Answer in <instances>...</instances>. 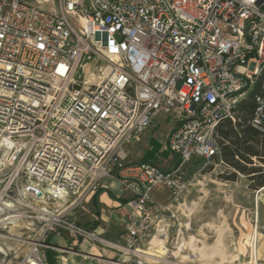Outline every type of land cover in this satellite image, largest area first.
I'll return each instance as SVG.
<instances>
[{
    "label": "built area",
    "instance_id": "1",
    "mask_svg": "<svg viewBox=\"0 0 264 264\" xmlns=\"http://www.w3.org/2000/svg\"><path fill=\"white\" fill-rule=\"evenodd\" d=\"M263 70L264 0H0L1 165L29 199L65 204L49 215L74 239L98 240L63 216L118 180L133 194L123 244L98 241L137 255L171 212L154 198L178 203L187 166L218 159V127ZM157 115L174 124L168 170L130 160ZM44 248L41 236L19 264H47Z\"/></svg>",
    "mask_w": 264,
    "mask_h": 264
},
{
    "label": "rangeland",
    "instance_id": "2",
    "mask_svg": "<svg viewBox=\"0 0 264 264\" xmlns=\"http://www.w3.org/2000/svg\"><path fill=\"white\" fill-rule=\"evenodd\" d=\"M154 148L150 155L160 156V147ZM161 158L172 167L176 165V159L167 160V156ZM0 159V205H12L9 209L3 207L2 213L0 212V264H19L30 245L41 236L46 237L49 243L53 237H64L66 234L70 237L71 233L60 231L55 219L49 215L57 210L61 211L65 204L29 199L24 193L28 179L16 178L13 169L2 167L3 157ZM185 173L192 186L183 199L175 203L169 196L161 194L154 198L158 208L168 207L171 210L161 217V228L166 230L165 247L168 250L162 255V259H142L138 255L120 258L117 252L101 244L98 241L100 239L114 246L122 244L125 224L113 216V210L99 212V204H93L94 196L87 195L63 216L64 220L80 228L91 233L97 232L98 240L76 238L77 249L84 243L87 245V252L82 250L75 256L77 262L264 264V190L255 191L248 179L242 176L234 181L228 180L235 172L218 159L210 162L194 159ZM10 216L17 218L6 220ZM152 238L141 247L142 250L149 248ZM191 239L195 240L192 244ZM63 245L67 246L66 243ZM91 247L95 250V255L101 257L96 256L99 258L97 261L89 256ZM45 253L47 261L53 264L52 251L46 250Z\"/></svg>",
    "mask_w": 264,
    "mask_h": 264
},
{
    "label": "crops",
    "instance_id": "3",
    "mask_svg": "<svg viewBox=\"0 0 264 264\" xmlns=\"http://www.w3.org/2000/svg\"><path fill=\"white\" fill-rule=\"evenodd\" d=\"M259 78L257 79L255 85L246 93L241 103L245 101L250 96V94L253 92ZM237 115L238 113H236V117H235L236 121L235 122L232 121L234 125H236L237 120H238ZM173 130H174V124L170 118H166L162 115H157L154 118L152 127H150L145 132V134L140 138V140L137 143L129 147L130 152H131L130 160L133 162L143 161V162L153 163L163 170H168L172 168V166H170L168 162H165L162 160L161 156L163 157L167 156V160H175V158L167 150L168 138ZM219 139L220 138L217 132L218 143H219ZM223 142L228 143L225 140H223ZM154 146L160 147V152H159L160 156L150 155L155 149ZM252 159L255 163H258L257 158H252ZM218 160L224 162L221 157V149H220V155L218 157ZM110 180L113 182H117L120 185H113L110 182ZM101 189L103 190V192L98 194V196L96 197V201L93 202V204L94 205L99 204V207L101 208L99 212H102V211L104 212L106 209L113 210V213H114L113 216H115L119 222L124 223L125 228H126V225L129 222V216H130V208L128 204L132 200L133 194L130 191L124 189L122 184L118 180H115V179H106L103 182ZM262 190L264 189H261L260 191ZM97 227L98 225L95 226V228ZM94 232L97 235V232L96 231ZM123 234L121 236L122 244H123ZM63 243H66L67 246L63 245ZM49 245L51 246V248L42 249V253L46 257L47 254L45 253V251L46 250L52 251L53 264H79L75 256H77L78 253H81L82 250H86L87 252V249H86L87 245L85 243L81 245V248L79 247V249H77L76 239H73L71 236L69 237V235L67 234L64 237L60 235L59 237H55V238L53 237L52 240L49 242ZM69 251L73 253H69ZM89 254H90L89 256L93 257L92 258L93 260L99 259V258H96V256L98 255H95L96 254L95 250L92 249V247H91ZM47 264H50L49 261H47Z\"/></svg>",
    "mask_w": 264,
    "mask_h": 264
},
{
    "label": "trees",
    "instance_id": "4",
    "mask_svg": "<svg viewBox=\"0 0 264 264\" xmlns=\"http://www.w3.org/2000/svg\"><path fill=\"white\" fill-rule=\"evenodd\" d=\"M257 98L264 100V70L253 92L237 108L236 125L232 120L226 119L220 124L217 132L221 157L235 172L228 180L234 181L238 176L245 177L252 189L260 191L264 189V135L249 124L258 106ZM252 158H257L258 163ZM101 192L103 190L99 189L93 197V202Z\"/></svg>",
    "mask_w": 264,
    "mask_h": 264
},
{
    "label": "bare ground",
    "instance_id": "5",
    "mask_svg": "<svg viewBox=\"0 0 264 264\" xmlns=\"http://www.w3.org/2000/svg\"><path fill=\"white\" fill-rule=\"evenodd\" d=\"M96 72V71H95ZM98 73V72H97ZM110 182L113 184V185H120L119 183L117 182H113L110 180ZM2 206V208L0 209V212L2 213V210H3V207L4 208H11L12 205L9 204V203H4L0 205V207ZM59 207H61V205H59ZM14 208V207H13ZM11 210V209H10ZM5 211V210H4ZM45 213H47V210H44ZM14 218H17L16 216H10L8 217L6 220H9V219H14ZM5 221V220H4ZM166 231V230H165ZM165 231L162 230L160 231L158 234H156L150 244H149V248L148 249H145V250H142V249H139L137 250L135 253L141 257L142 259L145 258V259H149V260H152V259H162V255L166 254L168 252L167 248L165 247V243H166V234H165ZM256 237V236H255ZM195 240L194 239H191V244L194 242ZM196 244V243H195ZM194 244V245H195ZM200 244V243H199ZM111 247L113 246L112 244H109ZM201 245V244H200ZM197 246V245H196ZM193 248V246H192ZM194 249L195 246H194ZM181 250V249H180ZM164 259V258H163Z\"/></svg>",
    "mask_w": 264,
    "mask_h": 264
}]
</instances>
